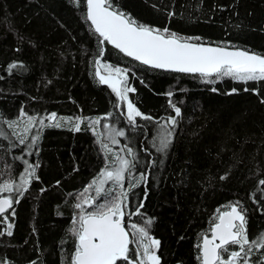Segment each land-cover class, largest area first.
I'll list each match as a JSON object with an SVG mask.
<instances>
[{
	"label": "trees",
	"instance_id": "16d2710c",
	"mask_svg": "<svg viewBox=\"0 0 264 264\" xmlns=\"http://www.w3.org/2000/svg\"><path fill=\"white\" fill-rule=\"evenodd\" d=\"M110 2L146 25L167 26L206 43L264 55V0ZM169 12L175 16L169 17ZM100 40L86 18L85 0H0V115L6 121L20 118L21 109L41 116L51 112L89 118L110 111L115 114V95L99 82L95 62L130 68L136 74H128L136 92L129 96L154 119L138 118L142 130H129L141 159L134 175L139 171L150 175L131 195V209L140 200L144 208L142 216L126 217L127 230L132 232L130 223L139 226L144 219H153L150 235L160 240L161 264H200L195 246L209 234L218 210L229 209L237 200L248 212L249 237L264 233V199L258 186L264 179V82L245 84L224 78L208 84L198 74L153 70L106 42L101 45ZM12 63L22 67L9 73ZM98 63L100 74L105 75ZM232 88L238 91L229 94ZM245 88H258L259 95ZM170 91L182 114L171 147L161 155L152 148L151 134L158 122L174 114L168 103ZM117 127L128 126L120 118ZM0 128L9 132V139L0 138V183L5 179L17 182L19 161L14 157L21 153L19 147H10L16 138L6 124L0 122ZM81 128L80 132L67 125L45 128L38 155L25 157L40 164V180L14 206L13 235L0 237V259L6 257L12 264H71L76 196L103 166L93 131L86 123ZM149 159L156 163L147 169ZM253 193L261 203L253 202Z\"/></svg>",
	"mask_w": 264,
	"mask_h": 264
},
{
	"label": "snow or ice",
	"instance_id": "6c2138e0",
	"mask_svg": "<svg viewBox=\"0 0 264 264\" xmlns=\"http://www.w3.org/2000/svg\"><path fill=\"white\" fill-rule=\"evenodd\" d=\"M168 16L174 17L175 13L169 12ZM86 18L101 38V45L106 42L147 68L198 74L208 84L224 78L245 84L264 82V55L231 48L227 44L205 43L200 37H186L171 31L167 26L158 28L146 25L118 9L110 0H86ZM100 55L103 56L102 48ZM21 67V64L12 63L8 71L11 73ZM129 73L136 75L132 69L121 67H115L107 75H101L99 70L96 72L99 82L108 85L115 95L114 108L115 114H118L115 121V114L111 111L93 119L62 117L56 112L45 116L29 115L21 109L19 117L26 118L25 126L17 131L21 122L19 118L5 121L0 115V122L5 123L6 128L11 130L10 135L16 138L10 147H19L21 153L14 157L19 161L16 166L19 182L5 179L0 183V237L13 235L14 224L10 221L15 217L14 206L24 197L31 184L40 180L37 174L40 164L30 162L25 157L38 155L44 129L67 125L70 130L80 132L84 130L81 124L86 123L100 147L103 166L76 196L74 208L77 211L72 217L71 232L75 236V248L71 264H161V256L158 254L160 240L150 235L154 220L144 219L139 226L137 223L128 224V228L133 230L131 235L125 227L126 217L143 215L141 210L144 208V200H140L135 209H131V195L135 188L147 182L150 175L149 171H139L138 175H134L141 159L140 153L131 144L129 130L134 133L141 129L138 118L143 121L154 119L143 113L130 98L129 94L135 93L136 88L130 86ZM141 83L144 81L141 80ZM211 90L217 91L214 87ZM244 90L259 95L258 88ZM237 91L232 88L229 94ZM174 95L171 91L167 93L169 107L174 114L158 122L155 132L151 134L152 148L161 155L171 147L182 114L181 107L171 99ZM120 118L127 128L117 127ZM101 121L109 122L103 124V132H98ZM0 138L9 139V132L0 128ZM122 138L125 140L123 144ZM140 151L151 156L147 148ZM155 163L149 159L145 168L150 169ZM7 167L11 168L12 165ZM56 184L59 186L60 181ZM258 186H261V197L264 199V179L258 181ZM40 191L46 189L41 188ZM250 198L254 203L262 202L257 200L255 193ZM228 208L230 210H218V216L210 228V236L203 235L201 243L195 246L199 253L197 260L200 264H264V233L249 237L248 212L240 201L230 203ZM257 253H260L258 257ZM0 264L12 262L5 257L0 259ZM31 264L37 262L32 261Z\"/></svg>",
	"mask_w": 264,
	"mask_h": 264
},
{
	"label": "rangeland",
	"instance_id": "374dc122",
	"mask_svg": "<svg viewBox=\"0 0 264 264\" xmlns=\"http://www.w3.org/2000/svg\"><path fill=\"white\" fill-rule=\"evenodd\" d=\"M98 64H99V67H100L101 71H103L105 75H107V74H109L110 72H112V71L114 70V68H115V67H113L112 65H111V67H109L110 64H108L107 62H103V61L99 62ZM43 116H45V115H43ZM95 118H98V117H94L93 119H95ZM19 119H20L21 122H20V125H19V128L17 129V131H20V130L23 129V127L25 126V124H24V120H25L26 118H24V117H20ZM46 122H47V121H46ZM104 123H105V122H104ZM104 123H100V126L98 127L99 130L102 129V132H103V126H102V124H104ZM18 182H19V178H18V180H17V183H18ZM128 231H129V230H128ZM132 231H133V230H132ZM129 233H130V235H131V232H129Z\"/></svg>",
	"mask_w": 264,
	"mask_h": 264
},
{
	"label": "water",
	"instance_id": "95a60500",
	"mask_svg": "<svg viewBox=\"0 0 264 264\" xmlns=\"http://www.w3.org/2000/svg\"><path fill=\"white\" fill-rule=\"evenodd\" d=\"M85 6H86V0H85ZM89 21V20H88ZM89 23L91 24V22L89 21ZM92 26V25H91ZM92 28H93V30H94V27L92 26ZM97 34V33H96ZM206 43V42H205ZM212 44V43H211ZM110 45V44H109ZM213 45H218V44H213ZM110 46H112V45H110ZM112 47H114V46H112ZM229 47H231V46H229ZM115 48V47H114ZM231 48H239V47H231ZM239 49H242V50H246V49H243V48H239ZM252 52V51H251ZM253 53H255V52H253ZM255 54H257V53H255ZM258 55H260V54H258ZM130 59H132V58H130ZM133 60V59H132ZM98 61H99V59H97L96 60V62H95V68H96V72H97V70H98V66H97V63H98ZM139 63V62H138ZM163 71H167V70H163ZM168 72H174V71H168ZM227 210H230V209H227ZM227 210H224V211H227ZM127 229V228H126ZM209 236H210V232H209V234H208ZM201 243V242H200Z\"/></svg>",
	"mask_w": 264,
	"mask_h": 264
}]
</instances>
